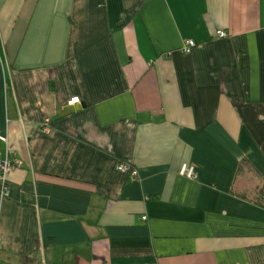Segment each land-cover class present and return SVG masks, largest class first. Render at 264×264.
<instances>
[{"label":"crops","instance_id":"crops-1","mask_svg":"<svg viewBox=\"0 0 264 264\" xmlns=\"http://www.w3.org/2000/svg\"><path fill=\"white\" fill-rule=\"evenodd\" d=\"M1 135L0 264H264V0H0Z\"/></svg>","mask_w":264,"mask_h":264},{"label":"built area","instance_id":"built-area-1","mask_svg":"<svg viewBox=\"0 0 264 264\" xmlns=\"http://www.w3.org/2000/svg\"><path fill=\"white\" fill-rule=\"evenodd\" d=\"M218 36L222 37L226 34L225 30H218L217 31ZM195 41L193 39H187L185 40L183 46L181 47V50L186 52L189 50V47L194 45ZM78 101V96H75L73 98H71L70 103L72 102H77ZM51 129V125H50V119L46 118L43 122V131L48 132ZM1 139L6 140L7 137L4 135L0 136ZM21 165V161L14 159L12 154L7 151L4 157L0 156V179L4 180L7 176V174L16 166ZM117 168L119 170L122 171H130V173L132 175H135L137 173V169L132 168L131 164L128 162H119L117 164ZM179 173L182 175H185L189 178H194L197 173L196 170L194 168V166L187 164V163H183ZM146 216H143V218H145Z\"/></svg>","mask_w":264,"mask_h":264},{"label":"trees","instance_id":"trees-1","mask_svg":"<svg viewBox=\"0 0 264 264\" xmlns=\"http://www.w3.org/2000/svg\"><path fill=\"white\" fill-rule=\"evenodd\" d=\"M190 47H191V46H190ZM190 47H189V48H190Z\"/></svg>","mask_w":264,"mask_h":264}]
</instances>
